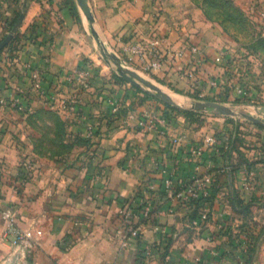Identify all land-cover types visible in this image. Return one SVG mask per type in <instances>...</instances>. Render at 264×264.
<instances>
[{"label":"crops","instance_id":"obj_1","mask_svg":"<svg viewBox=\"0 0 264 264\" xmlns=\"http://www.w3.org/2000/svg\"><path fill=\"white\" fill-rule=\"evenodd\" d=\"M23 1L0 0V39ZM88 5L94 23L79 0H30L17 32L18 47L1 54L0 96L8 102L0 105V210L12 205L22 227L43 233L16 247L0 218V264L10 249L17 250L23 264H264V127L253 118L264 120L257 110L264 100L258 102L253 90L242 95L233 89L242 59H234L228 70L213 61L227 48L225 35L196 0H88ZM168 31L173 49L189 42L199 46L187 61L205 82L203 97L188 86L175 90L170 83L180 77L171 66L153 70L126 58L123 47L130 35L147 39ZM201 54L207 60L196 65ZM31 65L42 68L44 87L55 99L31 90ZM82 67L92 74L88 88L68 80ZM113 72L138 83L118 81ZM215 75L221 85L212 87L207 80ZM133 83L154 96H179L180 108L197 117L190 120L171 110L165 137L144 132L127 109L138 111L150 103L164 107L166 101L146 98ZM110 95L126 104L122 112L112 111ZM208 101L223 103L227 112H214ZM90 123L98 134L88 140ZM172 135L181 136L180 147L171 146ZM230 140L232 150H221L220 143L228 147ZM199 144L203 154L188 158L190 148ZM168 173L178 185L214 175L215 198L197 207L210 211L207 222H195V204L190 209L174 202L175 213L167 211L172 199L163 178ZM138 192L157 209L148 218H134L140 234L132 237L120 210L124 199ZM235 196L249 204V215L236 209ZM158 224L164 231L156 229ZM149 244L154 256L147 260Z\"/></svg>","mask_w":264,"mask_h":264},{"label":"built area","instance_id":"obj_2","mask_svg":"<svg viewBox=\"0 0 264 264\" xmlns=\"http://www.w3.org/2000/svg\"><path fill=\"white\" fill-rule=\"evenodd\" d=\"M264 15V12H262ZM170 30H172L170 28ZM126 58L130 61H138L148 69H161L163 65L169 60H175L180 63L179 77L195 90H198V95L203 97L206 94L205 82L196 76L195 70L190 67L187 58L189 53L200 52L199 46L196 43L189 42L182 48L173 49L170 46L169 31L168 33L154 32L148 36L147 39L133 36L131 42H128L123 47ZM231 50L222 49L218 53L214 54L213 61L217 64L224 66V68L232 69L233 60L235 59ZM206 54H201L199 58L195 59L196 65H202L207 59ZM243 66H237V71H240L241 78L233 82V89L239 94H248L252 90V85L248 82L251 68L248 63H243ZM29 74L32 82V91L38 95L48 96L51 100L56 98V95L49 89L44 87V74L41 67L31 65L29 67ZM68 80L74 85L81 88H88L92 85V74L89 67H82L74 72H71L68 76ZM220 76L215 75L207 80V84L212 87L220 86ZM204 82V83H203ZM26 99L29 95L25 94ZM107 100L112 105V111L114 113L122 112L126 106L115 95H110ZM7 98L0 96V105L6 104ZM16 103V100H15ZM168 111V110H167ZM128 116L135 117L137 119L138 127L144 132H157L159 137H165L166 131L171 124V118L166 113V108L157 106L156 104H148L146 107L135 111L134 108L127 109ZM1 128V123H0ZM98 134L97 125L90 123L88 125L87 138L90 140ZM170 144L173 148H178L182 145L183 141L181 136L172 135L170 137ZM204 152V145L199 144L190 148L188 158L196 155H201ZM251 171L250 174H253ZM248 180V179H247ZM215 177L211 173H206L201 176L194 177L191 181L176 184L173 180V173H168L163 178V186L171 200L167 211L175 213L176 208L174 202L186 205L188 208H192L194 202L199 201L205 197H208L212 193ZM137 194V193H136ZM135 195V194H134ZM132 205H140L141 212L138 213L133 209ZM154 204L149 197L140 196L134 198L130 204H125L120 210L123 217V223L128 231V235L132 237H138L140 234V228L137 224L136 218L139 216L140 220L148 218L154 215ZM209 210L200 211L196 218L198 225L204 224L209 220ZM0 218L5 226V235L11 236V244L19 247L26 245L42 235L43 230L41 228L28 227L24 228L20 225L18 215L12 205H8L0 210ZM158 231H164L158 224L155 226ZM235 238V235H233ZM236 239V238H235ZM127 245L126 241L123 242V246ZM164 251V248H161ZM144 258L149 260L154 256L153 245H148L144 249ZM163 253V252H162Z\"/></svg>","mask_w":264,"mask_h":264},{"label":"rangeland","instance_id":"obj_3","mask_svg":"<svg viewBox=\"0 0 264 264\" xmlns=\"http://www.w3.org/2000/svg\"><path fill=\"white\" fill-rule=\"evenodd\" d=\"M206 16L225 35V49L235 59H242L251 68L250 84L259 93L258 102L264 100V0H196ZM241 66H243L241 64ZM240 72V71H238ZM239 75L235 73L234 81ZM261 117H264V115ZM4 264H23L17 250L10 249Z\"/></svg>","mask_w":264,"mask_h":264},{"label":"trees","instance_id":"obj_4","mask_svg":"<svg viewBox=\"0 0 264 264\" xmlns=\"http://www.w3.org/2000/svg\"><path fill=\"white\" fill-rule=\"evenodd\" d=\"M30 0H24L23 1V3H22V6H21V8L17 11V13H16V15H15V17H14V19H13V21L9 24V26H8V29H7V32L8 31H10L11 30V28L13 27V25L15 24V22L17 21V19H18V17H19V15H20V13L22 12V10L27 6V4H28V2H29ZM78 18H79V16H78ZM7 32L5 33V35L7 34ZM4 35V36H5ZM3 36V37H4ZM3 37L1 38V39H3ZM136 37H138V36H136ZM0 39V40H1ZM133 39V35H130L129 37H128V39H127V41L126 42H131V40ZM143 39V38H142ZM18 41H19V35H18V33L15 35V37L0 51V57H1V54L3 53V50L7 47V48H16V47H18V45L17 44H19L18 43ZM248 63V62H247ZM165 65L167 66V65H169V66H171V68H173V72L172 73H178L179 74V72H180V69H181V67H180V63L178 62V61H175V60H169V61H167L163 66L165 67ZM177 74V75H178ZM113 76L118 80V81H127V82H129V80L128 79H126V78H124V77H122V76H120V75H118L117 73H114L113 72ZM161 80H163L164 82H165V79H161ZM181 81H183V80H181V79H175V81H171V83H170V85L175 89V90H177V91H179V92H182L180 89H179V87H178V85H181V87H186V86H188V87H190L191 89H193L189 84H184V85H182L181 83ZM250 83V82H249ZM133 86H135L137 89H139V90H141V91H143L144 93H145V97L146 98H149V99H155V100H160L159 98H158V96H154V95H152L151 94V92H149V91H146V90H144L141 86H139V85H135L134 83L132 84ZM194 92L196 93V92H198V90H194ZM162 101V100H161ZM165 103V105L166 106H164L165 108H166V113H167V115L168 116H170V118L172 119V111L171 110H176V111H179V112H181V113H184L185 115H186V117L188 118V119H192V118H196L197 116V113L196 112H194V111H190V110H187V109H185V108H180V107H177V106H175V105H173V104H171V103H169V102H164ZM168 110V111H167ZM259 126H261V127H264V125H262V124H259ZM88 140H90L89 138H87ZM221 145H220V149L221 150H226V152H230L231 150H232V148L235 146V144H234V141L233 140H230V142H229V145H228V147H226V144L224 143V142H222V143H220ZM28 174H30L29 173V170L27 169L26 170V172H24V175H23V178H24V180L25 179H28ZM217 190H218V187H217V181L215 180V182H214V184H213V188H212V193H211V195L210 196H208V197H205V198H203V199H200L199 201H196V202H194V204H195V207H194V209H193V214H192V217L194 216V215H199V213H200V211H198V206H202L205 202H212L213 201V199L215 198V196H216V193H217ZM140 196H142V194L141 193H137V194H135V195H133V196H131L130 198H126V199H124V205L125 204H130V202L134 199V198H137V197H140ZM133 206V209L135 210V211H137L138 213H140L141 212V206L140 205H132ZM235 206H236V209L238 210V211H241V212H243V213H245L246 215H249L250 214V212H251V209H250V206H249V204H247V203H243L242 202V200L240 199V197L239 196H235ZM157 209V207H155L154 206V210H156ZM232 234H230V236H231ZM259 235L260 234H258L257 236H256V238L258 239L259 238ZM232 237V239H235L233 236H231ZM166 241V243H164V245H163V248H164V251H163V255L166 253V251H167V249H168V246H169V238L168 237H166V239H165ZM254 249H255V243H253L252 242V245L249 247V261H251L252 260V258H253V251H254Z\"/></svg>","mask_w":264,"mask_h":264},{"label":"water","instance_id":"obj_5","mask_svg":"<svg viewBox=\"0 0 264 264\" xmlns=\"http://www.w3.org/2000/svg\"><path fill=\"white\" fill-rule=\"evenodd\" d=\"M82 10L84 11L85 15L87 16L88 20L90 21V23H94V16L90 10V7L88 5V0H79ZM27 7V6H26ZM26 7L22 10V12L20 13L17 21L15 22V24L13 25V27L11 28L10 31L7 32V34L3 37V39L0 40V51L14 38L15 34L18 32L20 26L23 23L24 17L26 15ZM125 78H127L128 80L132 81V82H136L138 83L132 76L130 75H124ZM157 96H161L162 99L166 102H169L175 106L178 107H184V103L182 101H178L176 100L173 96H168V95H164L162 96L160 93L155 94ZM208 105L213 106L214 112H227V107L226 105H224L221 102H216V101H208L207 103ZM257 110L260 113H264V106L258 107ZM258 123L264 124V120L262 119H258L253 117Z\"/></svg>","mask_w":264,"mask_h":264},{"label":"bare ground","instance_id":"obj_6","mask_svg":"<svg viewBox=\"0 0 264 264\" xmlns=\"http://www.w3.org/2000/svg\"><path fill=\"white\" fill-rule=\"evenodd\" d=\"M178 97H179V96H175V95H174V98H176L177 100H179V98H178Z\"/></svg>","mask_w":264,"mask_h":264}]
</instances>
